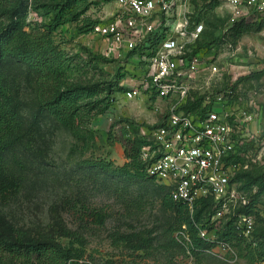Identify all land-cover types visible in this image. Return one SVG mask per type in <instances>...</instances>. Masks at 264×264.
<instances>
[{"label": "rangeland", "instance_id": "374dc122", "mask_svg": "<svg viewBox=\"0 0 264 264\" xmlns=\"http://www.w3.org/2000/svg\"><path fill=\"white\" fill-rule=\"evenodd\" d=\"M36 1L40 5L48 0H23V5H27L26 30L35 23H49V16L40 7H34ZM16 2L0 0L2 21ZM193 4V16L204 23V39L224 34V42L216 41L215 47L227 42L233 49L238 47L237 63L247 66L245 75L237 79L234 68L228 66L210 81L208 90L219 93L233 88L241 104L252 103L261 108L259 125H249L240 140V162L261 175L264 168L257 164L264 162V15L255 13V22L245 24L243 20H231V9L219 0H196ZM111 5L109 2L105 6ZM98 11L91 7L87 14L95 18ZM236 23H241L239 29L234 26L226 31ZM83 26L81 16L60 25L53 34L65 58L56 82L64 86L98 85L95 96L84 97L78 103L77 114L69 125H61L47 112H37L38 97H49L54 88L52 80L41 85L33 71L11 57L2 66L16 110L17 132L3 153L0 229L10 235L19 233L26 239H47L72 246L81 253L80 262L89 264H264L259 253L264 250L263 177L261 192L258 186L248 190L242 187L243 182H237L247 199L256 193L258 213L253 214V232L241 237L233 229L228 230V223H234L233 215L244 205L240 199L231 203L229 214L216 219L211 218L215 213V205L211 204L202 213L200 223L205 225L209 240L216 242L193 251L187 243L189 235L185 233L187 240L183 232L174 230V216L161 206L154 182L93 165L106 161L112 167L122 166L126 162L120 142L122 132L127 131L125 137L147 139L148 131L161 124L164 116L147 102L123 98L121 92L137 69L130 62L122 68L111 44L97 35L84 33ZM119 68L124 77H116ZM109 84L112 91L105 100L109 94L101 89ZM84 207L102 212L103 223H96ZM61 226L80 236L82 244L74 236H65ZM226 232L229 234L223 236ZM253 238L259 242L258 248L250 244ZM222 241L228 248L220 246ZM251 249L258 252L253 259Z\"/></svg>", "mask_w": 264, "mask_h": 264}, {"label": "built area", "instance_id": "2783aa9c", "mask_svg": "<svg viewBox=\"0 0 264 264\" xmlns=\"http://www.w3.org/2000/svg\"><path fill=\"white\" fill-rule=\"evenodd\" d=\"M194 1L113 0L109 7L96 8L98 16H91L95 22L90 33L111 44L122 68L130 62L137 69L121 92L123 98L147 102L164 116L161 124L148 131L147 144L141 149L146 173L190 212L201 198H213L211 218L216 219L230 213L235 199L249 203L232 182L248 164L228 159L243 154L240 140L251 122L260 120L261 110L256 104H241L233 88L219 93L208 90L210 81L228 66L234 68L236 79L245 75L247 66L237 63L239 48L233 49L229 42L195 51L204 23L192 20ZM219 1L231 9V20L264 15V0ZM198 97L202 99L197 104ZM234 224L248 236L254 216L239 213ZM198 236L209 240L205 229L199 228ZM220 246L228 248L224 241Z\"/></svg>", "mask_w": 264, "mask_h": 264}, {"label": "trees", "instance_id": "16d2710c", "mask_svg": "<svg viewBox=\"0 0 264 264\" xmlns=\"http://www.w3.org/2000/svg\"><path fill=\"white\" fill-rule=\"evenodd\" d=\"M111 1L113 0H48L46 3H41L40 5H37L40 2L36 1L34 2V7L36 9L40 7L43 10V14L49 16V23H35L32 28L26 30L25 28L28 25L26 21L27 5H23V0H17L12 9L7 12V18L3 21L0 19V177L4 174L3 153L13 143L17 132L16 110L11 102L3 76L2 66L5 60L11 57L25 65L38 76V82L41 85L47 80L54 82V88L48 98L38 97L36 102L37 112L40 114L47 112L53 115L61 125H69L74 121L77 114L78 103L84 97L92 98L95 96L98 93V85L64 86L63 83L56 82L61 77L65 58L63 52L58 49L57 44L54 42L53 34L60 25L68 21H76L81 16L84 22L82 31L84 33H90L95 19L91 15H88L87 12L91 7L99 8L103 4ZM198 19L197 16L194 17L192 15L193 21H198ZM243 23L248 24L249 22L246 23L243 21ZM240 24L236 23L232 25V27L227 28V31L229 29L232 30L234 26H237V29H239ZM205 32L204 30L201 38L196 43L195 51L204 52L216 43V41H219V43L224 42V34L220 37H213L211 40H205ZM137 51L134 50L132 52ZM120 70L121 68L117 70L116 77H124L123 73L121 75L119 74ZM121 89L122 87H119V90ZM125 89L126 87L123 91ZM101 90L105 94H109L104 98L107 100L111 95L112 85L109 84ZM201 99L202 97H198L194 102L198 104ZM190 106L193 105L190 104ZM190 106H187V108H192ZM126 135L127 131L124 130L122 132V140L120 139L126 158V162L122 166L112 167L106 161H97L93 165L102 170L121 173L129 178L154 182L161 206L174 216V230H180L184 235L185 233L189 235V241L186 242L189 243L190 249L193 251L197 249L202 250L205 244L212 246L216 241L213 239H202L198 236V229H204L205 225L200 223V219L206 208L211 204L215 205L213 198H201L199 205L192 212L182 202L172 200L168 188L158 183L154 177L146 173V162L141 158V149L147 144L146 138L144 136L129 138L125 137ZM242 149L243 147L241 151ZM262 158L264 159V157ZM228 161H240V157L234 155ZM257 166L264 168V162L259 165L257 164ZM247 170L241 169L238 171L232 178V182L236 184L237 182H243L242 187L248 188V190H251L254 186H258L259 192H261L263 187L260 185V182L262 177L264 178V171L261 175H258L251 172V169ZM242 187L239 186L237 188L238 190H243ZM255 196L256 193L251 195L249 197V203L239 208L237 214L258 213ZM84 208H86L85 211L96 223H103L104 214L102 212L87 207ZM237 214L233 215L234 221ZM61 229L65 236H74L76 242L82 244V238L80 236L73 235L75 233H68L63 226H61ZM230 229H233L237 235L244 236L239 232L234 223H228V230ZM227 234L229 233L226 232L223 236ZM250 244L255 248L259 246V242L255 238L252 239ZM250 253L251 259H253L255 254H258V252L254 253V249H251ZM259 253L264 262V250ZM81 259V253L72 246H65L60 242L47 239H26L19 233L10 235L0 229V264H89L80 262Z\"/></svg>", "mask_w": 264, "mask_h": 264}, {"label": "crops", "instance_id": "0c3cea01", "mask_svg": "<svg viewBox=\"0 0 264 264\" xmlns=\"http://www.w3.org/2000/svg\"><path fill=\"white\" fill-rule=\"evenodd\" d=\"M254 16H255V15H253L250 19H242V20H243L244 22H246V23H248V22H249V23H250V22L253 23V22H255V18H254ZM254 47H255V50L259 52L258 47H256V46H254ZM263 48H264V47H263ZM259 108H260V107H259ZM260 110H261V108H260ZM260 115H261V114H260ZM259 121H261V118H260V120H255V121L251 122V124H256V125L258 124V125H259V123H258ZM251 124H250V125H251Z\"/></svg>", "mask_w": 264, "mask_h": 264}]
</instances>
